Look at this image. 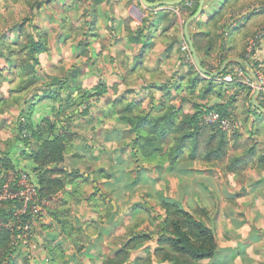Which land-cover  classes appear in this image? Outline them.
<instances>
[{
  "label": "clouds",
  "instance_id": "obj_1",
  "mask_svg": "<svg viewBox=\"0 0 264 264\" xmlns=\"http://www.w3.org/2000/svg\"><path fill=\"white\" fill-rule=\"evenodd\" d=\"M220 7L0 0V264H264V0Z\"/></svg>",
  "mask_w": 264,
  "mask_h": 264
},
{
  "label": "trees",
  "instance_id": "obj_2",
  "mask_svg": "<svg viewBox=\"0 0 264 264\" xmlns=\"http://www.w3.org/2000/svg\"><path fill=\"white\" fill-rule=\"evenodd\" d=\"M219 15H222V14L220 13ZM175 212L177 214L176 226H177L178 229L180 227L181 220H183L185 222V224L188 225V226L197 227V228L199 227V226L196 225V221L192 219V215L190 213L185 212L184 208H182V207L176 208ZM131 239L132 238L129 239V242H131ZM121 251H122V249L119 250L115 254V256L119 257V254H120ZM176 251H177V253H179V249H177ZM184 255L187 256V255H189V253H185ZM196 259H207V253L206 252H202L199 257H196ZM166 261L172 262L173 264H179V256L177 255L175 257H166L164 259V262H166ZM157 262L160 263V260L157 259ZM185 264H187V262H185Z\"/></svg>",
  "mask_w": 264,
  "mask_h": 264
},
{
  "label": "crops",
  "instance_id": "obj_3",
  "mask_svg": "<svg viewBox=\"0 0 264 264\" xmlns=\"http://www.w3.org/2000/svg\"><path fill=\"white\" fill-rule=\"evenodd\" d=\"M216 3H219L220 4V9H219V12H218V14H222V15H224V14H226L227 13V10L230 8V6L232 5V0H216ZM213 172H214V170H212ZM170 178H175L177 181H176V186L180 183V177H176V176H173V177H170ZM205 178L206 179H208V180H213V179H215V175L213 174V175H205ZM176 186H174V187H176ZM167 187V186H166ZM182 208H183V206H181ZM132 208L133 209H136V211H134L132 214H133V217H135L136 216V214L139 212V211H143V209H137L136 208V205L135 204H133L132 205ZM131 237H129V239H130ZM251 239H254V240H260V239H264V234H261V233H256L253 237H251ZM119 250H121L120 248H118V249H116L115 250V253H114V255L119 251ZM240 255L242 256L243 255V253H240ZM157 264H160V263H158L157 262ZM164 264H173L172 262H169V261H166V262H164Z\"/></svg>",
  "mask_w": 264,
  "mask_h": 264
},
{
  "label": "rangeland",
  "instance_id": "obj_4",
  "mask_svg": "<svg viewBox=\"0 0 264 264\" xmlns=\"http://www.w3.org/2000/svg\"><path fill=\"white\" fill-rule=\"evenodd\" d=\"M176 179L175 178H170V184H171V186L173 187V188H175L174 186H176Z\"/></svg>",
  "mask_w": 264,
  "mask_h": 264
}]
</instances>
